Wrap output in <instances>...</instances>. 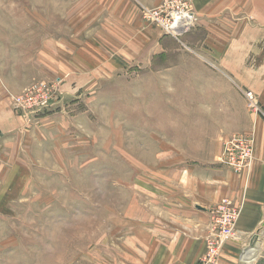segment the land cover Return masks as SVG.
I'll return each instance as SVG.
<instances>
[{"label":"rangeland","instance_id":"obj_1","mask_svg":"<svg viewBox=\"0 0 264 264\" xmlns=\"http://www.w3.org/2000/svg\"><path fill=\"white\" fill-rule=\"evenodd\" d=\"M140 1L154 7L153 0ZM106 2L0 0V264H145L134 239L138 214L154 193L174 189L164 177L214 160L221 164L219 136L207 133L213 120H173L179 115L170 114L169 98L151 73L157 68L127 69L129 62L119 56L123 46L115 44L121 38L107 26ZM144 6L134 12L161 30L146 20ZM169 37L177 43L172 50H186L184 37ZM92 39L119 61L88 95H70L61 80L20 96L35 82L64 76L73 46ZM180 54L155 65L173 67ZM249 88L242 92H253L261 111L248 105L244 93L252 122L237 120L233 127L234 134L252 136L255 150L254 127L264 122V85ZM61 97L65 101L59 103ZM256 157L255 150V163ZM240 198L224 197L213 207L197 264H217L226 243L240 241ZM222 204L241 206V214L235 235L210 257ZM239 250V264H264V225ZM246 251H253L252 258H243Z\"/></svg>","mask_w":264,"mask_h":264},{"label":"crops","instance_id":"obj_2","mask_svg":"<svg viewBox=\"0 0 264 264\" xmlns=\"http://www.w3.org/2000/svg\"><path fill=\"white\" fill-rule=\"evenodd\" d=\"M162 1L153 0L152 6ZM191 1L195 4L196 25L184 35L182 46L187 52L172 50L170 35L142 21L134 12L138 8L141 12L145 5L140 0H107V26L113 36L121 38L115 44L123 46L118 52L129 62L127 69L133 65L157 68L151 73L156 81L160 80L165 98L170 99V114L179 115L173 120H213V129L207 133L219 136L223 146L234 134L237 120L246 125L253 118L242 89L258 90L264 85V0ZM73 47L75 50L68 53L71 62L65 63L66 71L61 75L63 91L88 95L107 67L110 72L118 68L115 63L119 58L104 53L97 39ZM177 53H181V59L173 67L155 65ZM63 97L59 103L65 101ZM256 125L255 150L260 159L257 163L254 159L249 176L233 173L214 160L206 167H187L177 176L164 177L163 181H169L174 189L154 193L138 214L141 224L134 239L145 252L141 259L145 264L199 263L210 234L213 207L224 197H241L244 209L238 220L240 241H228L217 263L239 264L240 245L256 238L264 225V122L257 121Z\"/></svg>","mask_w":264,"mask_h":264},{"label":"built area","instance_id":"obj_3","mask_svg":"<svg viewBox=\"0 0 264 264\" xmlns=\"http://www.w3.org/2000/svg\"><path fill=\"white\" fill-rule=\"evenodd\" d=\"M145 9L147 21L152 20L157 26L162 27L166 34L179 40L192 31L196 25V9L190 0H163L157 6L152 7V9ZM173 24H175V27L172 29L171 26ZM61 80L62 76L59 75L50 80L44 79V81L35 82L25 91H21V95H19H29L32 91L42 90L47 85L57 86ZM252 93L247 91L245 94L248 99V105L254 107L256 112H259L261 108ZM221 151L219 161L234 172H249L251 170L255 153L252 136L234 134L233 137L224 141ZM227 203L229 204L230 201H227ZM240 207L230 208L226 204H222L219 207L220 214L217 218L219 225L218 235L215 236L214 240H210V257L215 256L223 243L235 235L236 230L234 227L237 224V218L241 214Z\"/></svg>","mask_w":264,"mask_h":264},{"label":"bare ground","instance_id":"obj_4","mask_svg":"<svg viewBox=\"0 0 264 264\" xmlns=\"http://www.w3.org/2000/svg\"><path fill=\"white\" fill-rule=\"evenodd\" d=\"M145 7V6H144ZM175 27V24H173V26H171V28L173 29ZM164 31V30H163ZM164 33H165V31H164ZM166 34V33H165ZM248 91V90H247ZM247 91H243L245 94L247 93ZM253 94V93H252ZM254 96V95H253ZM254 160V159H253ZM238 231V230H237ZM252 253H253V251L251 252V251H246V253H245V255L243 256V258L244 259H249L250 258V256H251V258H252Z\"/></svg>","mask_w":264,"mask_h":264}]
</instances>
